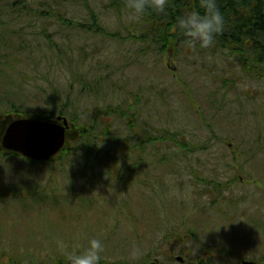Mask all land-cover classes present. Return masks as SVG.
<instances>
[{
    "label": "rangeland",
    "instance_id": "1",
    "mask_svg": "<svg viewBox=\"0 0 264 264\" xmlns=\"http://www.w3.org/2000/svg\"><path fill=\"white\" fill-rule=\"evenodd\" d=\"M11 1L0 0V62L7 65L0 64V139L7 122L65 104L68 117L78 121L68 131L69 150L52 161H33L0 146V264H64L60 242L87 246L93 238L104 244L100 264L167 261L172 247L177 255L201 260L213 257L223 235L225 246L239 249L260 240V67L243 69L232 53L213 55L188 42L179 53L172 44L151 51L128 37L142 31L140 24L135 29L138 19L108 0L91 2L104 30L119 39L66 28L54 17L58 9L90 20L89 11L74 2L55 4L44 18H14L6 10ZM89 70L102 73L94 93L80 84ZM109 105L127 108L128 115H109L113 138L105 139L106 154L93 150L90 157L78 149L83 127L102 129L96 114ZM131 115L139 128L168 141L150 144L139 157L122 147L138 141Z\"/></svg>",
    "mask_w": 264,
    "mask_h": 264
},
{
    "label": "trees",
    "instance_id": "2",
    "mask_svg": "<svg viewBox=\"0 0 264 264\" xmlns=\"http://www.w3.org/2000/svg\"><path fill=\"white\" fill-rule=\"evenodd\" d=\"M93 1V0H92ZM107 1V0H106ZM110 2V7L116 9H127V0H108ZM71 2L76 5L85 7L90 13L89 22H83L73 17L72 14L67 15L62 10L58 9L54 17H57L63 25L68 29H80V30H93L90 32H95L98 34H106L114 38H121V35L117 32H107L100 22V18L93 8L91 0H13L9 3V8L6 9L21 18L27 17L28 15L37 18H44L47 16V12H53L55 10V4L59 5V8L63 5L69 6ZM36 6V8H35ZM218 6L220 7L224 19L225 27L221 35H218L209 48H201L198 44L201 52H209L213 55H227L232 53L236 59H238L241 66L259 68L264 73V0H218ZM189 9V10H188ZM200 11L203 9L199 8L198 0H173V3L169 6L167 10V15L157 14L156 12L149 10L141 18L138 19V24H135V29H138L139 24L142 27V31L136 33L135 35H129L128 37L136 40L137 43L147 45L151 51L155 49L164 50L170 44L175 53H179L180 50L187 44V38L183 37L182 34L177 30L176 20L177 17L182 16L186 11ZM131 11V10H130ZM83 20V19H82ZM180 41V44H176ZM54 44V43H53ZM9 59V58H8ZM61 59V57H60ZM11 60V58L9 59ZM8 60V61H9ZM12 61L13 58H12ZM2 66H6V62L1 61ZM11 68H14V64H11ZM83 77L84 75L81 74ZM97 77L93 80L92 77ZM86 81H82L81 87L83 91H88L94 93L99 91L102 79V73H93L89 70L85 74ZM95 79V78H94ZM53 108L51 110H43L42 114L44 116H55L57 114H62L65 116H70L68 108ZM135 108L131 106L130 109ZM99 112L96 114L100 117L101 122L104 127L98 130L95 124L86 123L83 127L82 136L83 138L78 142V149L85 151L91 157L90 151L96 150V155L101 156V154H106L102 151L106 140H111L113 138L111 123H107L110 116L114 115L116 117H125L128 115L127 108H123L120 105L113 106L109 105L104 108H99ZM19 111V110H18ZM25 113L24 111H19V113ZM33 115H38L34 113ZM131 115L129 117L128 123L132 128V132L135 135V139L138 140L135 144L130 142L122 141L126 149H135V156L139 157V153H144L148 148H150L152 143H156L159 140L168 141L165 137H153L146 130L139 128L141 126L140 121L137 119L136 115ZM71 122H77L78 116L68 117ZM89 125V126H87ZM138 127V128H137ZM124 137V136H123ZM171 140L178 144L177 137H172ZM171 142V141H170ZM179 145L187 149L192 147L191 142L188 143L181 142L179 140ZM69 150L67 147L64 149ZM63 151V152H64ZM78 155V153H74ZM89 156L87 158H89ZM164 158V157H163ZM139 160V159H138ZM223 186V184H222Z\"/></svg>",
    "mask_w": 264,
    "mask_h": 264
},
{
    "label": "clouds",
    "instance_id": "3",
    "mask_svg": "<svg viewBox=\"0 0 264 264\" xmlns=\"http://www.w3.org/2000/svg\"><path fill=\"white\" fill-rule=\"evenodd\" d=\"M198 2L203 12L186 11L182 16L177 17L176 27L192 47L198 44L206 49L211 47L216 37L223 33L225 19L218 6V0H198ZM172 3L173 0H127V7L131 10L130 19L136 20L149 10L167 15ZM58 246L64 264H100L104 252V244L99 238L91 239L87 246L66 245L62 242Z\"/></svg>",
    "mask_w": 264,
    "mask_h": 264
},
{
    "label": "water",
    "instance_id": "4",
    "mask_svg": "<svg viewBox=\"0 0 264 264\" xmlns=\"http://www.w3.org/2000/svg\"><path fill=\"white\" fill-rule=\"evenodd\" d=\"M57 121L39 117L12 120L1 138L2 146L36 161H48L58 155L67 140L69 121L59 116Z\"/></svg>",
    "mask_w": 264,
    "mask_h": 264
},
{
    "label": "flooded vegetation",
    "instance_id": "5",
    "mask_svg": "<svg viewBox=\"0 0 264 264\" xmlns=\"http://www.w3.org/2000/svg\"><path fill=\"white\" fill-rule=\"evenodd\" d=\"M256 229L260 231V240H252L243 243L247 246L245 247L244 245L243 247L245 248L239 249L237 247L239 244L228 243V246H225V238H223V235L221 239L216 240L212 258H204L201 260L187 259L185 256L177 255V247H172V252L163 257V259L167 261H160L156 258L155 260L148 259L141 264H264V227ZM253 242L258 245L252 247L251 245ZM246 243H248V245Z\"/></svg>",
    "mask_w": 264,
    "mask_h": 264
}]
</instances>
